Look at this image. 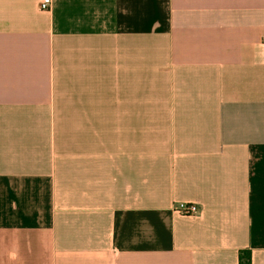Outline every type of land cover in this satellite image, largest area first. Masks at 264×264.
<instances>
[{"label":"crops","instance_id":"crops-1","mask_svg":"<svg viewBox=\"0 0 264 264\" xmlns=\"http://www.w3.org/2000/svg\"><path fill=\"white\" fill-rule=\"evenodd\" d=\"M40 1L0 0V264H264V0Z\"/></svg>","mask_w":264,"mask_h":264},{"label":"built area","instance_id":"built-area-1","mask_svg":"<svg viewBox=\"0 0 264 264\" xmlns=\"http://www.w3.org/2000/svg\"><path fill=\"white\" fill-rule=\"evenodd\" d=\"M51 6V0H41L39 8L41 10H48ZM264 42V36H263ZM172 212L182 216H192L199 212V207L193 203L179 202L173 206Z\"/></svg>","mask_w":264,"mask_h":264},{"label":"trees","instance_id":"trees-1","mask_svg":"<svg viewBox=\"0 0 264 264\" xmlns=\"http://www.w3.org/2000/svg\"><path fill=\"white\" fill-rule=\"evenodd\" d=\"M239 264H251V253L249 250L240 251Z\"/></svg>","mask_w":264,"mask_h":264}]
</instances>
